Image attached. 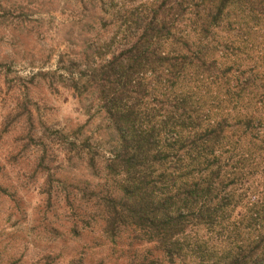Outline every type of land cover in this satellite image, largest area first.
I'll return each mask as SVG.
<instances>
[{
	"label": "rangeland",
	"instance_id": "374dc122",
	"mask_svg": "<svg viewBox=\"0 0 264 264\" xmlns=\"http://www.w3.org/2000/svg\"><path fill=\"white\" fill-rule=\"evenodd\" d=\"M161 1L0 0V264L160 258L137 234L102 233L97 204L119 144L100 110L94 70L130 44L121 26L128 15ZM179 18L171 36L185 45L170 38L164 53L175 59L190 50V59L172 79L146 75L140 107L157 121L172 106L186 109L188 130L162 136L165 145L222 127L214 154L238 213L258 196L246 188L264 189V16L234 4L200 36L192 14Z\"/></svg>",
	"mask_w": 264,
	"mask_h": 264
},
{
	"label": "trees",
	"instance_id": "16d2710c",
	"mask_svg": "<svg viewBox=\"0 0 264 264\" xmlns=\"http://www.w3.org/2000/svg\"><path fill=\"white\" fill-rule=\"evenodd\" d=\"M234 4L264 16V0H163L145 12L130 13L121 25L130 44L94 70L100 110L119 144L105 166L107 188L97 204L102 233L114 240L129 231L154 244L160 258L150 264H264V189L246 188L258 196L235 213V196L223 193L220 180L226 172L214 154L222 127L191 141L171 138L165 145L162 136L188 130L181 118L186 109L172 106L157 121L140 107L148 89L146 75L172 79L190 59V50L175 59L164 53L173 23L192 14L193 30L200 36L218 27ZM194 54L196 61L202 59L198 51Z\"/></svg>",
	"mask_w": 264,
	"mask_h": 264
}]
</instances>
